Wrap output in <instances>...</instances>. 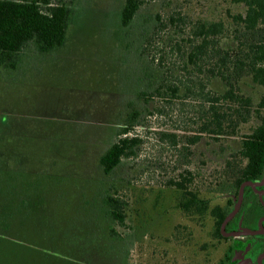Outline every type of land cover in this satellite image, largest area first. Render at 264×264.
Listing matches in <instances>:
<instances>
[{
    "label": "rangeland",
    "instance_id": "1",
    "mask_svg": "<svg viewBox=\"0 0 264 264\" xmlns=\"http://www.w3.org/2000/svg\"><path fill=\"white\" fill-rule=\"evenodd\" d=\"M58 1L71 10L64 44L44 53L30 43L13 69L0 66V264H232L246 243L216 239L213 218L186 215L181 194L165 186L184 161L156 133L190 127L195 99L173 106L169 119L150 117L149 131L131 132L143 140L138 155L111 175L100 159L128 107L141 108V92L172 70L188 77L178 45L185 48L189 27L243 8L233 0H145L125 28L126 0ZM205 85L225 90L216 78ZM239 89L253 102L264 95L250 78ZM220 142L194 147L212 172L241 146L239 137ZM110 195L123 202L124 223L104 207ZM201 197L211 208L235 200Z\"/></svg>",
    "mask_w": 264,
    "mask_h": 264
},
{
    "label": "trees",
    "instance_id": "2",
    "mask_svg": "<svg viewBox=\"0 0 264 264\" xmlns=\"http://www.w3.org/2000/svg\"><path fill=\"white\" fill-rule=\"evenodd\" d=\"M145 3V0H126L121 12L123 27L133 22ZM233 3L243 11H227L226 19L200 21L189 27L185 48L178 45L184 56L181 71L188 77L180 80L172 70L171 75L166 74L155 83L152 91L141 92V108L128 107L118 140L100 159L104 175H111L124 158L138 155L143 140L131 132L137 127L149 131L146 125L150 117L169 119L173 106L185 108V101L195 99L193 108L197 112L186 118L190 127L158 130L156 134L178 152L176 161H184V165L181 163V167L174 169L165 186L181 194L180 209L186 215L213 218L216 239L223 238L221 226L231 206L211 208L209 201L201 196L238 198L244 182L259 179L264 173V95L253 102L239 89L244 78L264 88V0H233ZM70 15L69 7L55 0H0V66L13 69L18 56L30 43L44 53L61 47L66 40ZM173 20L176 18L171 17ZM177 20L183 24L180 16ZM211 78L219 79L225 90L205 92V80ZM234 137L241 138L240 148L214 172L199 149L194 151L205 138L221 143ZM197 151L199 164L194 168L191 159ZM104 207L114 221L124 223L121 200L110 195Z\"/></svg>",
    "mask_w": 264,
    "mask_h": 264
},
{
    "label": "flooded vegetation",
    "instance_id": "3",
    "mask_svg": "<svg viewBox=\"0 0 264 264\" xmlns=\"http://www.w3.org/2000/svg\"><path fill=\"white\" fill-rule=\"evenodd\" d=\"M246 182L251 185L244 189L240 208L226 225L224 234L222 231L221 234L224 240H240L246 243L240 248L241 252L235 251L232 264H264V173L259 179ZM234 199L230 214L240 201L239 198ZM245 232L255 234L244 235ZM238 233L241 235H232Z\"/></svg>",
    "mask_w": 264,
    "mask_h": 264
},
{
    "label": "water",
    "instance_id": "4",
    "mask_svg": "<svg viewBox=\"0 0 264 264\" xmlns=\"http://www.w3.org/2000/svg\"><path fill=\"white\" fill-rule=\"evenodd\" d=\"M248 185H251L250 182H246V183H243L240 187V191H239V203L236 205L235 207V210L227 216V218L225 219V221L223 222L222 226H221V231L223 232L224 234V231H225V227L226 225L228 224V222L236 215V213L238 212L239 208H240V204H241V200L243 199V195H244V189L246 186ZM244 235H251V234H255V233H251V232H245L243 233ZM233 236H238V235H241L240 233L238 234H232Z\"/></svg>",
    "mask_w": 264,
    "mask_h": 264
}]
</instances>
